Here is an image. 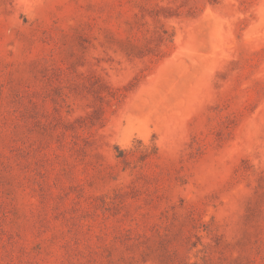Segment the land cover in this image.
I'll use <instances>...</instances> for the list:
<instances>
[{"label": "rangeland", "instance_id": "374dc122", "mask_svg": "<svg viewBox=\"0 0 264 264\" xmlns=\"http://www.w3.org/2000/svg\"><path fill=\"white\" fill-rule=\"evenodd\" d=\"M0 264H264V0H0Z\"/></svg>", "mask_w": 264, "mask_h": 264}]
</instances>
